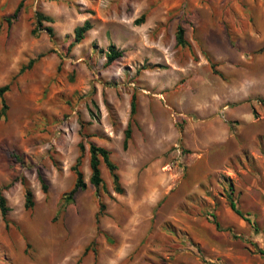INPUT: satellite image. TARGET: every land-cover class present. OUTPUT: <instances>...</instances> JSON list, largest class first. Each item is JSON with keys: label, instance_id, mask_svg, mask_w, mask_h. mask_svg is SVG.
<instances>
[{"label": "rangeland", "instance_id": "1", "mask_svg": "<svg viewBox=\"0 0 264 264\" xmlns=\"http://www.w3.org/2000/svg\"><path fill=\"white\" fill-rule=\"evenodd\" d=\"M7 85L0 264H264V0H0ZM91 141L124 189L102 164L103 212Z\"/></svg>", "mask_w": 264, "mask_h": 264}, {"label": "trees", "instance_id": "2", "mask_svg": "<svg viewBox=\"0 0 264 264\" xmlns=\"http://www.w3.org/2000/svg\"><path fill=\"white\" fill-rule=\"evenodd\" d=\"M22 6H23V2L19 5V7L14 12V14L11 17H9L8 19H6V21L8 22L9 25H12L13 22L18 19V16L20 14ZM39 16H40V17H38L39 23H42V21H49L50 20L49 17H44L43 15H39ZM91 29H92V24L90 22H86L83 26L76 28L75 29V43H80L85 38L86 33L89 32ZM48 30L50 32H52L51 28H49ZM176 38H177L178 45H180V46H186L187 45V41L185 38V30L183 29V27L178 28ZM122 54H123V52L117 50L115 46H110L109 50H108V63L112 64L118 58H120L122 56ZM35 61H36L35 59L31 60L27 66H24L21 69V71L28 69V68H31L34 65ZM212 67L214 68V71H215L214 64H212ZM215 72H216V74H218L217 71H215ZM9 90H10L9 85L4 86L0 89V98L2 99V105H3L2 110H1V115L4 117L7 116V110H8V105L6 103L4 95ZM263 103H264V100H263ZM136 113H137V103L134 99L133 104H132V116H135ZM131 134H132V130H131V126L129 125V127L126 131L125 144H127L129 139L131 138ZM89 143H90L89 152H90V168H91L90 183L96 189V194H97V197L99 199V204H100V212H103V210H105L106 206L102 202L101 194H100V190L103 187V178H102V171H101L102 164H105L111 173L113 183H114V187H115V191L119 194H123L124 189L122 188L121 183H120V177L117 173V166L110 158V152L107 149L98 146L93 141H91ZM80 146H81L82 150H85L83 143H81ZM80 166H81V158L78 159L76 165H74L72 168V170L76 173L77 178H76V183H75L74 188L69 193H67V195H66L67 196L66 199H68L69 201L72 200L73 196L79 190H84L87 187V184H86L85 178H84V174L80 170ZM39 177H40L44 191L47 192L48 186H47V183H46L44 176L42 174H40ZM23 184L25 186V195H26L25 207L27 209H31L35 205L34 195H33L32 190L25 184V182H23ZM230 200H231V203H230L231 209L236 214L244 217L243 213L237 208L236 203L232 199H230ZM0 211H1L4 222L8 226L9 222H8L7 217H8V214L10 212V208L7 205V201H6L5 196H3L2 194L0 195ZM261 253L264 254V251H261Z\"/></svg>", "mask_w": 264, "mask_h": 264}]
</instances>
